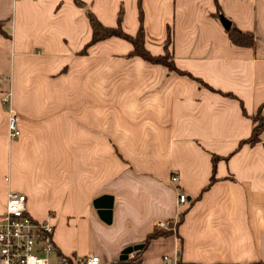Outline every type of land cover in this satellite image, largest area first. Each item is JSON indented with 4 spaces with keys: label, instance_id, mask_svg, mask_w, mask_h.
I'll list each match as a JSON object with an SVG mask.
<instances>
[{
    "label": "crops",
    "instance_id": "1",
    "mask_svg": "<svg viewBox=\"0 0 264 264\" xmlns=\"http://www.w3.org/2000/svg\"><path fill=\"white\" fill-rule=\"evenodd\" d=\"M82 1L108 26L122 7L136 32L138 0ZM141 4L145 47L161 53L170 25L176 67L206 85L126 57L119 38L79 54L91 27L74 0H0V213L9 191L24 194L57 253L104 264H264V129L238 148L260 106L264 118V0ZM217 6L252 47L231 43Z\"/></svg>",
    "mask_w": 264,
    "mask_h": 264
},
{
    "label": "built area",
    "instance_id": "2",
    "mask_svg": "<svg viewBox=\"0 0 264 264\" xmlns=\"http://www.w3.org/2000/svg\"><path fill=\"white\" fill-rule=\"evenodd\" d=\"M8 102L7 97L3 98ZM8 132L10 138L19 135L18 117L14 110L8 114ZM171 182L178 176L171 175ZM186 196L178 193V202L184 203ZM176 224V223H175ZM156 227H167L166 221H158ZM167 260V257H164ZM0 264H104L94 253L85 255H66L57 253L53 241V226L48 221L33 219L26 209V196L9 191L4 210L0 213ZM166 264H178L177 262Z\"/></svg>",
    "mask_w": 264,
    "mask_h": 264
},
{
    "label": "trees",
    "instance_id": "3",
    "mask_svg": "<svg viewBox=\"0 0 264 264\" xmlns=\"http://www.w3.org/2000/svg\"><path fill=\"white\" fill-rule=\"evenodd\" d=\"M74 3L76 6L85 8V14L89 21L90 27H91V37L90 40L84 45V47L79 51V54L85 55L88 51V49L103 40H106L108 38H119L122 40L127 41L131 45V49L129 52L125 55L126 57H139L143 59L144 61L160 65L165 67L170 72H176L178 74H184L188 75L192 78H194L198 83L204 84L201 80L193 77L187 72L179 70L175 63H174V57L172 52V43H173V33H172V27L170 25L166 26V35L164 39L163 44V51L159 54H152L146 47H145V31L143 26V19H144V12L142 9L141 0L137 1L138 6V28L134 34H129L126 32L122 26L123 17H124V11L123 8L120 7L116 16V22L113 26L104 25L94 14V12L91 10L89 4H86L82 0H74ZM217 11L213 15L216 19L219 20V16L223 15L220 8L217 6ZM4 21H0V33L3 35H6L4 29H3ZM226 33L228 35V38L230 39L231 43L236 46L241 47H252L254 45V36L249 31H242L238 29L233 23H231V26L229 29L226 30ZM206 85V84H204ZM262 106L258 108V110L254 113L252 116V124L253 129L252 133L249 138L244 139L239 142L238 148L241 147L243 144H249L254 145L257 142L261 141L262 138V132L264 129V118L262 116L261 112ZM245 113V112H244ZM222 157L219 156H212V175L209 179L208 185L204 188L207 189L213 182H215L217 179L215 177V164L218 159ZM227 158V157H223ZM182 217L179 216V220H181ZM158 234H149L146 238V243H148L151 239L156 237ZM139 254L136 255L134 258L120 261L117 264H139L138 261Z\"/></svg>",
    "mask_w": 264,
    "mask_h": 264
},
{
    "label": "water",
    "instance_id": "4",
    "mask_svg": "<svg viewBox=\"0 0 264 264\" xmlns=\"http://www.w3.org/2000/svg\"><path fill=\"white\" fill-rule=\"evenodd\" d=\"M219 21H220L222 27H223L225 30H227V29L230 28V26H231V21H230L229 19H227L224 15H220V16H219ZM131 250H132L131 247H127V248L123 251V253H124V254H127V253H128L129 251H131Z\"/></svg>",
    "mask_w": 264,
    "mask_h": 264
}]
</instances>
